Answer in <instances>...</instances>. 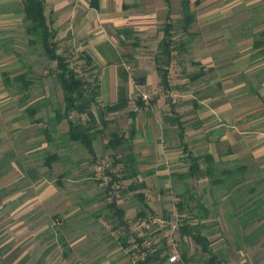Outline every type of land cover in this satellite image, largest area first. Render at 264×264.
Wrapping results in <instances>:
<instances>
[{
	"label": "crops",
	"instance_id": "1",
	"mask_svg": "<svg viewBox=\"0 0 264 264\" xmlns=\"http://www.w3.org/2000/svg\"><path fill=\"white\" fill-rule=\"evenodd\" d=\"M44 2L57 34L56 52L69 63L78 55L99 71L96 101L101 109L93 111L94 122L84 125L93 128L91 150L69 139L72 202L65 203L69 195L62 191L70 180L59 179L66 173L58 172L62 159L48 166V157L58 154L49 153L55 141L36 117L42 112L40 100L26 105L28 118L14 125L19 102L37 96L28 77L27 89L19 80L28 71L10 72L18 71L21 62L7 55L10 49H2L22 48L23 41L30 45L23 2L0 0V264H133L127 252V219L155 213L145 195L156 181L178 179L185 185L197 180L186 175L196 163L204 170L207 156L219 175L239 168L234 165L245 168L247 161L264 164V0H189L195 20L188 31L180 27L182 0ZM169 18L181 33L178 44L187 49L180 53L187 74L179 102L172 109L161 97L139 106L137 98L130 107L126 65L135 61L141 82L161 86V47ZM47 60L56 69L57 63ZM18 83L23 89L14 92ZM114 105L124 107L116 112L105 109ZM124 112L129 130L120 131L121 124L111 116ZM160 128L169 142L158 140ZM69 129L68 122L67 137ZM13 137H20L15 144ZM118 151L122 155L116 162L126 171L131 156L136 173L132 178H144L142 188L130 189L138 191L140 205L109 203L89 169L97 157L96 163L104 160L103 153ZM221 165L227 168L220 170ZM48 169H57V174Z\"/></svg>",
	"mask_w": 264,
	"mask_h": 264
},
{
	"label": "rangeland",
	"instance_id": "2",
	"mask_svg": "<svg viewBox=\"0 0 264 264\" xmlns=\"http://www.w3.org/2000/svg\"><path fill=\"white\" fill-rule=\"evenodd\" d=\"M178 29L177 26L174 33L176 44L181 41V33ZM31 39L32 38L29 37V40ZM40 44L39 40H37L34 45L31 46L30 44L27 46L23 41L20 43L22 48H2L3 50L10 49L12 53L8 52L9 54L7 55L16 56L18 61L21 62L16 66V70L18 71L10 72L28 71L27 77L32 81V86L36 89L34 90L33 96H37V98L19 102L20 105L17 111L18 116L14 119V125H17V123L20 125L22 118H28L25 106L36 104L37 101L35 100L39 99L42 112L36 117L42 118L43 125L47 128L51 139L55 141V144L49 145V153L54 155L58 154L56 156L63 160L64 164L57 163L59 168L58 172L61 174L62 170H64L66 173L62 174V178L59 179L65 182L66 180H70V182H66L69 188H65L62 192L63 194L66 193L69 195L65 203H71L72 142L66 136V133H64L65 129L68 127V122L64 121L61 124H56L57 121L55 118V112L62 113L64 109L63 92L56 78L57 71L55 67H52V63L48 62L45 51ZM185 50H187L186 47ZM70 58L72 68L86 78V80L91 82L92 86H90V90L95 89L96 86L98 87L99 71L97 69L92 70L89 65H86L87 63L85 64V60L83 61L78 55H72ZM177 61L182 73L181 77H179L181 84L176 90L181 93V88L183 86L182 81L187 74V70L185 69L187 66L185 64V57L180 53H178ZM128 64L131 67L130 71H126L129 76L128 83L131 88L129 94L132 98L130 107H132V104L134 105L137 99L136 85L138 84L147 86L151 96L150 104L154 103L158 98L163 97L165 101L175 105L172 103V98L169 97L160 85L155 87V85L143 83L138 79L136 72V70H138V64L135 61H131V63ZM21 88L22 85L20 83L14 85V92L21 91ZM40 92H42L43 95L39 96ZM47 95H49V97H47ZM37 106L38 105H36L35 108H37ZM100 109V106L94 103L91 108V113H97ZM71 115L69 117L70 120H72ZM86 115L88 116V120H86L84 124L80 123L83 126L88 124L91 119L89 114ZM127 115L128 113L124 112L120 115L111 116V119H115L117 124H121L122 127H119V130H129ZM76 120L78 119L73 118L72 121L76 122ZM159 121L160 120H158V122ZM159 130L158 140L168 141L162 128ZM19 138L20 137H13V143L15 144ZM121 155V151H118L116 154L108 152L100 156V158L107 162L104 174H114L112 172L113 170L118 173L117 176L121 180L125 181L126 185L119 201L126 202L127 206H130V204L140 205L136 198L138 191L130 190L131 184L129 180L134 178L127 179L125 176L127 172L125 171L124 164H122V162H116L121 160ZM98 158L99 157L89 164V169L93 173L95 182H97L106 198L104 191L106 186H100L101 181L96 180V172L93 169ZM250 162L251 163H249V161L244 162L247 166L245 167V171L242 170V168H244L243 165L239 164L234 165V167L232 166L233 168L239 166L237 169L238 172L236 171L232 178L223 185L214 186L209 179L189 180L185 185L178 179L161 182L156 181L154 189L147 191L145 195L147 203L156 207V211L152 215L158 218L171 220V218H173V210H177V216L174 218L178 220L180 229L186 224L196 225L200 219L199 217L205 216V230L203 233L211 240L212 250L220 256L224 263L264 264V231L262 229L264 219H260L261 217L264 218V164ZM63 165L65 167H63ZM222 168H227V165L219 166L220 170H222ZM55 170L57 171V169H48V173L56 175L57 172ZM136 180L140 182V180L143 181L144 178L138 177ZM161 183L169 185V187H163ZM233 183L234 186L231 185ZM64 201L65 197L63 200H60L61 204H65ZM13 202L14 204L19 203L15 200H13ZM179 203L185 205L183 211L179 209ZM202 209H204V211H202ZM104 217H106V220H110V216L107 218V215H104ZM137 217L138 216H133L127 220L131 221ZM114 223H116V221ZM110 227H112L111 224ZM180 229L178 233L180 253L182 256L185 255L188 260L184 261L187 264H204L209 256L202 252L201 247L196 245L191 237L187 236L183 238Z\"/></svg>",
	"mask_w": 264,
	"mask_h": 264
},
{
	"label": "trees",
	"instance_id": "3",
	"mask_svg": "<svg viewBox=\"0 0 264 264\" xmlns=\"http://www.w3.org/2000/svg\"><path fill=\"white\" fill-rule=\"evenodd\" d=\"M23 2V11L25 14V19L28 22L27 26V34L32 38L30 40V44L36 43L37 40L43 45L45 53L47 57L57 63L56 71H57V79L60 82L61 89L63 92V103L64 109L63 112L56 113V121L62 122L63 120H67L69 122V132L68 137L72 141L81 142L86 148L91 150L92 136L90 135V131L93 129L91 126H83L80 123L70 120V115L72 112H77L79 114H89L91 120H94V116L91 113V108L94 103H97L98 97V88L96 86L95 89L90 90V86H92L91 82L86 80L82 75H80L74 68L71 67V64L67 62V59L56 52V48L54 45V40L56 39V31L52 28V23L48 20L45 14V2L44 0H22ZM182 13L183 20L181 29L183 31H188L193 24L195 17L194 13L191 9L189 0H182ZM176 31L175 24L169 18L168 22L164 26V39L161 47V54L164 61V66L170 61L171 53L173 49L177 50L178 53H182L185 51V44L180 43L176 44L174 39V33ZM87 64L90 66V61H87ZM160 74L162 77L161 86L165 90H169L170 86L167 80V71L165 69L160 70ZM27 75H21L19 80L25 82ZM30 83L25 82L23 88H29ZM22 88V89H23ZM139 106H142L144 102L139 99ZM172 109H174L175 105L170 103ZM124 106L122 105H114L108 108H105L108 112H116L120 111ZM32 115L36 114L35 109H30ZM120 140L118 136L115 137V140ZM121 141V140H120ZM121 144V143H120ZM115 148V147H112ZM129 157V156H128ZM57 156H50L47 159L48 166L57 161ZM208 161L207 167L204 170H201L199 165L194 164L189 173L186 175V178H194V179H209L210 182L214 186L223 185L229 179L232 178L235 170H228L222 172L221 175L217 174L215 170H213L212 160L210 156L205 158ZM132 157L127 160V166L130 165V168L126 169L127 175L126 178L130 179L136 175L133 165H132ZM243 171L246 168H242ZM238 172V171H237ZM224 176L222 179L221 177ZM234 186V183L231 184ZM140 185H131L130 189L137 190L142 188ZM114 202L112 205H115ZM185 205L183 203H179V209L183 211ZM204 211V209H202ZM143 212L138 216H143ZM204 217L200 216L199 221L196 225L186 224L180 230L182 232V236H190L194 243L201 247V250L204 254L208 255L209 258L204 262V264H226L224 263L220 256L216 254L211 246L212 242L208 238L207 235L203 233L205 230ZM203 219V220H202ZM264 219L263 217L260 218ZM262 229L264 231V223L262 225ZM160 252L156 253L152 257H150L147 261V264H164L166 262L165 258L160 257ZM183 259L188 261L186 256L183 255Z\"/></svg>",
	"mask_w": 264,
	"mask_h": 264
},
{
	"label": "built area",
	"instance_id": "4",
	"mask_svg": "<svg viewBox=\"0 0 264 264\" xmlns=\"http://www.w3.org/2000/svg\"><path fill=\"white\" fill-rule=\"evenodd\" d=\"M178 52L173 49L170 61L165 65L167 71V80L170 86L169 90H165L169 97L172 98L173 104L179 102V92L176 88L181 84V69L178 66ZM72 67V66H71ZM126 69L130 71V67L126 65ZM81 75V74H80ZM137 98L141 99L144 103H150L151 96L147 86L144 84L136 85ZM71 118H76V122L84 124L88 120L86 114H79L72 112ZM107 162L105 160L98 161L94 166L96 172V180L101 181L100 186H106L105 194L106 200L113 204L118 202L121 198L122 191L125 188V181L121 180L117 175L118 173L112 170V173L105 175V168ZM137 178L129 180L131 185H140L143 181L136 180ZM173 218L167 220L158 218L152 214H144L138 216L136 219L126 223L127 229V252L131 257L133 264H147L150 257L160 252V257L165 258L164 264H187L182 254L180 253V246L178 243V233L180 225L178 220L174 217L177 216V210H173Z\"/></svg>",
	"mask_w": 264,
	"mask_h": 264
}]
</instances>
